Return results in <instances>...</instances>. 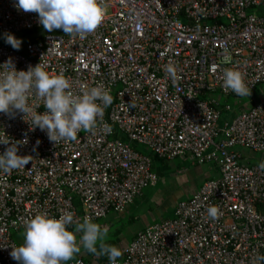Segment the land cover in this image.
Returning a JSON list of instances; mask_svg holds the SVG:
<instances>
[{"label":"built area","instance_id":"built-area-1","mask_svg":"<svg viewBox=\"0 0 264 264\" xmlns=\"http://www.w3.org/2000/svg\"><path fill=\"white\" fill-rule=\"evenodd\" d=\"M103 3L107 16L86 38L44 34L21 53L1 37L41 30L38 14L0 0V65L11 60L27 71L40 64L68 78L74 95L87 84L113 98L94 134L81 131L75 141L56 143L33 128L32 114L46 111L34 95L32 114L0 113V138L9 140L0 154L15 144L17 155L29 159L23 169L0 173V264H18L10 253L23 244L35 215L58 219L70 212L75 221L92 222L120 213L156 185L151 155L185 154L214 162L219 176L180 200L173 217L138 231L116 264H258L264 257V95L220 130V112L229 105L213 92L236 96L223 86L231 69L242 74L249 95L259 88L264 94V0ZM235 147L260 154L259 162H241ZM209 207L218 208L217 219L207 215ZM67 264L93 263L75 258Z\"/></svg>","mask_w":264,"mask_h":264},{"label":"clouds","instance_id":"clouds-1","mask_svg":"<svg viewBox=\"0 0 264 264\" xmlns=\"http://www.w3.org/2000/svg\"><path fill=\"white\" fill-rule=\"evenodd\" d=\"M15 7L24 12L38 14L40 25L47 31L61 29L66 35L84 39L94 32L107 16L103 0H15ZM5 42L19 50L22 41L13 35H6ZM230 56L223 58L228 63ZM168 76L175 81L177 70L169 64ZM223 86L237 97L249 95L242 74L235 70H225ZM80 94L74 95L68 78L63 75H50L40 64L27 71H17L11 60L0 65V113L14 110L32 114L29 99L33 95L43 101V113L32 114L31 125L46 131L50 141H75L81 131L93 133L104 110L113 98L107 90L89 88L80 84ZM99 102V103H98ZM0 144L8 145L9 140L0 138ZM17 146L12 144L0 154V173L10 174L13 170L25 168L29 159L17 155ZM264 170V162L259 164ZM217 207H209L207 215L215 220L219 216ZM73 226L74 231H69ZM74 233H80L77 243ZM107 229L85 217L83 222L75 221L72 213L57 218L35 215L26 225L24 242L13 249L10 256L18 264H66L80 253L81 247L95 256H107L109 264H116L122 252L115 246L105 243ZM264 260V257H258Z\"/></svg>","mask_w":264,"mask_h":264},{"label":"rangeland","instance_id":"rangeland-1","mask_svg":"<svg viewBox=\"0 0 264 264\" xmlns=\"http://www.w3.org/2000/svg\"><path fill=\"white\" fill-rule=\"evenodd\" d=\"M5 37H1V41L4 44H7L5 42ZM224 112L225 111L223 110L220 112L221 117L219 116L220 121L218 122L220 125H222V122L225 120ZM192 158L194 157L188 154L185 158H183V156L177 157L174 158L171 163H169V161L166 163H169V166H172V164L174 165V163L183 159H188V161L194 162L195 160ZM210 163L207 162L201 163V165L198 166H191L182 172H180L179 169H175L174 172L163 173V176H160L159 174L155 186L143 189V192L147 191L152 193V198H149L148 201L141 203L140 207L136 210L130 209L127 214L122 216V218L119 216L111 223L108 220H102L101 223L105 224V226L109 228V232H113L117 229L120 230L118 238L120 241L121 238L125 241L133 232L137 231L142 226L150 224L160 218L172 216V210H174L175 205L180 200H185L192 196L193 193L197 191L195 189L198 187L200 188L201 182L204 181L205 177L197 173L196 169H201V166L205 168V165H209ZM159 167V164L154 163V168L156 170H159ZM96 224H99V222H96ZM74 234L77 236L76 233ZM107 235L108 238L112 237L111 233H108ZM77 242H79L78 237ZM115 247L118 248L117 244Z\"/></svg>","mask_w":264,"mask_h":264},{"label":"crops","instance_id":"crops-1","mask_svg":"<svg viewBox=\"0 0 264 264\" xmlns=\"http://www.w3.org/2000/svg\"><path fill=\"white\" fill-rule=\"evenodd\" d=\"M263 91L261 90V88H259L255 93L245 96V97H237V96H230V97H226V96H222L218 93H215V95H213V97L216 98V100L220 103V104H228L229 105V109L228 110H223L224 112V118L225 120L222 122V125H220L218 122L220 121V117L217 121V126L220 130H222L225 126V124H228L232 121V119L237 116L242 110L250 107L254 101H260L263 98ZM220 137L222 138L221 134H219V136L216 138V141L218 139H220ZM210 150H212V147H210L207 152H209ZM234 150H236L240 156V161L246 164H254V163H258L259 162V156L260 154L258 153H252L246 149H241L239 147H235ZM188 156V155H187ZM184 158V157H183ZM152 159V165H153V170L156 172L157 176L160 174V176H163V173L165 172H174L175 169H179L180 172H182L183 170H187L188 167L191 166H198L201 165L199 163H197L196 161L194 162H190L188 161V159H183L181 161H178L177 163H174V165L172 164V166H169V163L172 162V160H161L155 156L151 157ZM167 161H169V163H166ZM154 163L159 164V170H156L154 168ZM210 163V162H209ZM206 167L203 168L201 166V169H196V172L199 173L200 175H203L204 181L207 179H212V178H216L219 176V171H218V167L214 162H211L209 165H205ZM160 173H159V172ZM203 182H201L202 184ZM200 184V185H201ZM199 188V187H198ZM198 188H196L195 190H198ZM153 194L149 193L147 191H142V193L140 195H138L131 203H129L125 209L120 212V213H116L113 211L108 212V214L106 215V217L104 218L105 220H108L110 223L112 221H114L115 218L117 217H121L124 214H127L129 212L130 209L132 210H136L137 208L140 207L141 203H144L146 201H148L149 198H152ZM133 205V206H132ZM132 206V207H131ZM172 214L174 215V210H172ZM171 215V214H170ZM172 216H166L163 218H160L154 222L160 221L161 219H165V218H171ZM154 222L144 225L142 226L140 229H138L137 231L133 232L127 240H119L117 246L118 249L121 250V252H123L124 247L133 239V237L135 236V234L144 229L145 227H147L148 225L153 224Z\"/></svg>","mask_w":264,"mask_h":264},{"label":"trees","instance_id":"trees-1","mask_svg":"<svg viewBox=\"0 0 264 264\" xmlns=\"http://www.w3.org/2000/svg\"><path fill=\"white\" fill-rule=\"evenodd\" d=\"M215 93H218V94H220V95H222V96H225V95L221 94V93L218 92V91H214V92H213V95H215ZM227 97H230V96H227ZM135 149L138 150V151H140L141 153L148 154V151H147L145 148H143V147H137V146H136ZM186 156H187V154L183 155L184 158H185ZM151 157H152V155H151ZM151 157H150V158H151ZM176 158H177V157H176ZM192 159H194V160L196 161L195 158H192ZM196 162H197V161H196ZM197 163H198V162H197ZM102 220L105 221L104 218H101V219H97V220L92 221V222H93V223L99 222V225H100L101 227L106 228V229H107V234H108V233H111V236H112V237H111V238H108V235H107L106 240H105V243H106V244H109V245H112V246H116V244H118V242H119L118 235H120V230L117 229V230H115V231H113V232H109V228H108L107 226H105V224H102V223H101ZM69 231H74V228L72 227L71 229H69ZM76 234H77V236H76V240H77V237H78L79 240H80L81 234H80V233H76ZM77 243H79V242H77ZM75 258H82V259L87 260V261H89V262H91V263H93V264H105V263L108 261L107 256H95V255H92V254L88 253L85 249H83V247H81V251H80V253L74 255V258H73V259H75ZM68 262H69V261H67L66 264H67Z\"/></svg>","mask_w":264,"mask_h":264},{"label":"water","instance_id":"water-1","mask_svg":"<svg viewBox=\"0 0 264 264\" xmlns=\"http://www.w3.org/2000/svg\"><path fill=\"white\" fill-rule=\"evenodd\" d=\"M62 32L63 31L61 29H57V30H53V31L49 32V31L45 30L44 28H42L41 30L37 31L36 33H33V32L26 33L24 31H21V32L13 33L12 35L15 38L22 41L20 49L16 50V51L21 52V53H25V45L29 41L34 40V39H36L39 36L44 35V34H60ZM9 46L11 47V45H9Z\"/></svg>","mask_w":264,"mask_h":264}]
</instances>
